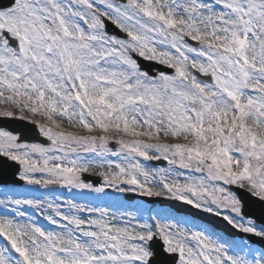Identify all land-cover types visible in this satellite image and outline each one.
Wrapping results in <instances>:
<instances>
[{"label":"snow or ice","instance_id":"snow-or-ice-1","mask_svg":"<svg viewBox=\"0 0 264 264\" xmlns=\"http://www.w3.org/2000/svg\"><path fill=\"white\" fill-rule=\"evenodd\" d=\"M0 176V264H264V0H0Z\"/></svg>","mask_w":264,"mask_h":264},{"label":"rangeland","instance_id":"rangeland-1","mask_svg":"<svg viewBox=\"0 0 264 264\" xmlns=\"http://www.w3.org/2000/svg\"><path fill=\"white\" fill-rule=\"evenodd\" d=\"M28 190H30L28 188ZM38 191V190H36ZM42 190H39L38 192H41ZM46 195H48V198H52V196H59L61 199H69V198H73L76 197L77 199H81V198H86V199H95L97 194H83V196H81L80 193H77L75 190L73 192H68L67 190L64 189H59V190H55L52 193H46ZM100 195V199L96 200L97 203H103V204H112L114 206H119L122 204L121 199L124 198L125 195L127 194H118L115 193L111 190L107 191V194H99ZM19 196H23V197H29L31 198L32 195L31 193H22ZM18 196V197H19ZM126 207L130 208V209H135V208H140V209H155V210H160L159 208H154V207H148L144 204L141 203H135V204H126ZM43 222V224L45 225L46 222H44L43 220H41Z\"/></svg>","mask_w":264,"mask_h":264}]
</instances>
